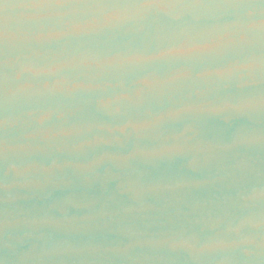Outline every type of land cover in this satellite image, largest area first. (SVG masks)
I'll list each match as a JSON object with an SVG mask.
<instances>
[{"label":"water","instance_id":"1","mask_svg":"<svg viewBox=\"0 0 264 264\" xmlns=\"http://www.w3.org/2000/svg\"><path fill=\"white\" fill-rule=\"evenodd\" d=\"M0 264H264V0H0Z\"/></svg>","mask_w":264,"mask_h":264}]
</instances>
